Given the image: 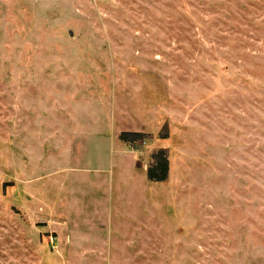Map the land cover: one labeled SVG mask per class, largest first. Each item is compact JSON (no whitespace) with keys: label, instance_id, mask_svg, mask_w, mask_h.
Wrapping results in <instances>:
<instances>
[{"label":"rangeland","instance_id":"obj_1","mask_svg":"<svg viewBox=\"0 0 264 264\" xmlns=\"http://www.w3.org/2000/svg\"><path fill=\"white\" fill-rule=\"evenodd\" d=\"M0 264H264V0H0Z\"/></svg>","mask_w":264,"mask_h":264},{"label":"trees","instance_id":"obj_2","mask_svg":"<svg viewBox=\"0 0 264 264\" xmlns=\"http://www.w3.org/2000/svg\"><path fill=\"white\" fill-rule=\"evenodd\" d=\"M143 135L140 133H125L123 139L128 140L131 144L143 143ZM128 143V142H127ZM153 165L148 170L149 178L153 182H164L168 178L169 160L166 152L160 151L153 154Z\"/></svg>","mask_w":264,"mask_h":264},{"label":"crops","instance_id":"obj_3","mask_svg":"<svg viewBox=\"0 0 264 264\" xmlns=\"http://www.w3.org/2000/svg\"><path fill=\"white\" fill-rule=\"evenodd\" d=\"M148 170V169H147ZM152 182V181H151Z\"/></svg>","mask_w":264,"mask_h":264}]
</instances>
